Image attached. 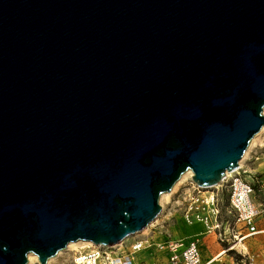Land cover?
Returning a JSON list of instances; mask_svg holds the SVG:
<instances>
[{"label":"water","instance_id":"95a60500","mask_svg":"<svg viewBox=\"0 0 264 264\" xmlns=\"http://www.w3.org/2000/svg\"><path fill=\"white\" fill-rule=\"evenodd\" d=\"M263 109L264 0H0V264L141 232Z\"/></svg>","mask_w":264,"mask_h":264},{"label":"built area","instance_id":"2783aa9c","mask_svg":"<svg viewBox=\"0 0 264 264\" xmlns=\"http://www.w3.org/2000/svg\"><path fill=\"white\" fill-rule=\"evenodd\" d=\"M245 171L239 166L217 184L203 188L191 179L182 190V214L188 223H200L206 233L216 235L227 252L242 249L245 237L260 231L257 221L264 217V200L253 199L254 182L240 175ZM255 181L259 178L255 176ZM226 189L228 194L225 202L220 203V193ZM220 197V198H219ZM130 235L121 242L111 245H95L76 251L71 258V264H135V255L143 248L145 240ZM157 249L165 251L169 264H208L203 262L199 249V239L165 238ZM140 264V263H139Z\"/></svg>","mask_w":264,"mask_h":264},{"label":"rangeland","instance_id":"374dc122","mask_svg":"<svg viewBox=\"0 0 264 264\" xmlns=\"http://www.w3.org/2000/svg\"><path fill=\"white\" fill-rule=\"evenodd\" d=\"M245 153L246 155L244 157ZM244 154L240 160H242L241 166L245 171L240 170V175L245 177L247 180L254 182V193L252 197L257 202L262 201L264 200L262 182L260 183V181H255V176L257 177L260 175L262 177V181L264 182V130L256 137L252 144L250 142ZM190 179L191 176L187 175L174 189L172 188L171 191H169L170 194L160 196L159 213L155 219L148 224V228L145 232L142 233L141 231L135 234V238L145 240L143 249L137 260L140 264H168L165 257L163 258L164 261L162 263L156 262L158 261L157 259H160L158 255L159 252L162 251L157 249L156 246L162 245L166 237L176 239L174 238L175 231L179 230L184 224H193L188 223L182 214L180 196L182 190H184V188L189 184ZM227 194L228 192L224 188L222 193H220V197L222 196L223 199H220V203L222 201L223 203L225 202ZM188 227L191 229L197 228L196 226H187L185 228L187 231ZM258 229H260L259 233L246 240L244 250L237 247V251L231 250L226 254L222 253L219 256V260L213 264H264V217L262 218V224ZM131 240L132 237L129 236L128 241ZM209 240L211 243V237ZM212 240H215L213 236ZM223 247V245L219 246L218 250L220 251L221 249H225ZM83 249L78 245L75 249L62 251L60 254L52 257L53 259H49L47 264H71L72 255L76 251ZM204 251L206 254V248H204ZM236 255H239V259H236ZM27 264H39L37 256L36 260H28Z\"/></svg>","mask_w":264,"mask_h":264},{"label":"crops","instance_id":"0c3cea01","mask_svg":"<svg viewBox=\"0 0 264 264\" xmlns=\"http://www.w3.org/2000/svg\"><path fill=\"white\" fill-rule=\"evenodd\" d=\"M256 172V171H255ZM259 178L260 183L262 182V188L264 190V182L262 181V177L259 175L257 176ZM262 224V219L260 221H257L256 225L257 228L261 226ZM187 226H196V229H191L188 227V231L185 229ZM204 227L200 223H193V224H184L179 230L175 231L174 233V238L176 239H191L197 237L199 239V249L201 252V258L203 262H207L208 264H213L214 262H217L219 260V256L224 253L226 254L227 252H223L222 249L219 251V246L220 244L219 240L217 239L216 235L211 233H206L205 230H203ZM260 230V229H259ZM259 233V231L257 232ZM257 233H254L252 235H249L245 237L241 243L242 249H245V242L248 238L256 235ZM212 236L215 238V240H212ZM210 237H211V243H210ZM146 246V245H145ZM204 248H206V254L204 251ZM143 249V248H142ZM142 249L135 255V264H139L137 262L139 254L141 253ZM159 257L160 259H157L159 263H162L164 260L163 258H166V262L168 263L167 259V254L165 251H160L159 252ZM230 257V256H228ZM169 264V263H168Z\"/></svg>","mask_w":264,"mask_h":264},{"label":"bare ground","instance_id":"6f19581e","mask_svg":"<svg viewBox=\"0 0 264 264\" xmlns=\"http://www.w3.org/2000/svg\"><path fill=\"white\" fill-rule=\"evenodd\" d=\"M264 110V109H263ZM264 130V125L263 127L261 128L260 132L258 134H256L252 140H251V144L255 141L256 137ZM246 153L244 154V157H245ZM241 162L242 160L239 161V164L241 165ZM231 172H227V174H229ZM191 171L188 170L186 171L181 177L180 179L175 183V185L173 186V189L188 175V176H191ZM170 194V192H166V193H163L161 194V196H165V195H168ZM148 227L144 228L142 230V233L145 232V230H147ZM80 246L82 249L83 248H88L92 245V242L91 241H76V242H70L67 247L61 251H59L57 254H60L62 251H65V250H71V249H75L77 248V246ZM53 259V258H50V260ZM28 260L29 261H32V260H36V255H34L33 253H29L28 254Z\"/></svg>","mask_w":264,"mask_h":264},{"label":"trees","instance_id":"16d2710c","mask_svg":"<svg viewBox=\"0 0 264 264\" xmlns=\"http://www.w3.org/2000/svg\"><path fill=\"white\" fill-rule=\"evenodd\" d=\"M236 259H239V255H236Z\"/></svg>","mask_w":264,"mask_h":264}]
</instances>
